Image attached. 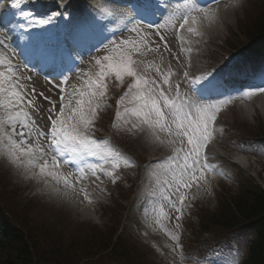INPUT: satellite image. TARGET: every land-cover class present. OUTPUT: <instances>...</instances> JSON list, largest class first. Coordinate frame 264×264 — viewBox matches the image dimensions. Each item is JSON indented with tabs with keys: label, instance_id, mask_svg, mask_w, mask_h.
Returning a JSON list of instances; mask_svg holds the SVG:
<instances>
[{
	"label": "snow or ice",
	"instance_id": "6c2138e0",
	"mask_svg": "<svg viewBox=\"0 0 264 264\" xmlns=\"http://www.w3.org/2000/svg\"><path fill=\"white\" fill-rule=\"evenodd\" d=\"M195 11L203 9L188 10L178 27L182 32L199 36L194 27L197 22L193 15ZM209 15L204 13L205 18ZM35 23L42 26L46 21ZM155 28L159 29V25ZM160 39L164 40V37L161 35ZM127 43L131 46L120 45L118 55L105 56L103 62L96 61L100 67L98 77L94 82L89 81L78 95L75 90L66 93L64 88L60 89V107L57 109L56 103L51 102L44 128L29 112L34 102L22 91L23 86L13 81L10 65L7 66L9 76L0 71V111L3 112L0 115V141L7 146L10 162L42 181L53 195L69 199L82 197L92 203L85 181L102 184V176H107L115 183L114 170L119 167L115 161L113 171L106 172L103 167L106 150L101 148L94 133L100 118V103L107 96L109 78L123 86L128 77L127 91L118 101L114 121L134 118L125 120L130 125L129 131L146 127L160 138L161 143L167 140L173 150L169 163L175 166L163 199L174 209L175 219L179 221L188 193L206 182L207 172L214 170L209 163L208 150L221 109L238 97L250 99L256 94H264V86L231 89L232 73L241 69L229 70L220 79H210L214 72L199 77L190 74V61L183 64L179 72H173L171 68L161 71L137 59L151 50L144 39ZM2 44L4 40L0 39ZM167 46L165 41V48ZM0 67H6L2 61ZM258 75L264 80V69ZM181 81L190 86L186 91L181 90ZM126 100L134 106H124ZM89 158H94L95 162H90ZM65 167H70L71 171L65 172ZM155 211L158 217L171 219L163 206ZM172 239L178 240V237L172 236Z\"/></svg>",
	"mask_w": 264,
	"mask_h": 264
},
{
	"label": "rangeland",
	"instance_id": "374dc122",
	"mask_svg": "<svg viewBox=\"0 0 264 264\" xmlns=\"http://www.w3.org/2000/svg\"><path fill=\"white\" fill-rule=\"evenodd\" d=\"M82 1H86V0H82ZM69 2L77 3V2H80V0H54V2L50 4H52V6L55 7L58 5L59 6L66 5ZM37 3H38L37 5H41L42 7H44L45 5L44 0H37ZM243 6L244 7L246 6V0L243 2L238 1L234 4L235 9L237 10ZM261 6H262V2H259V3H256L255 6L252 5L251 8H249L250 6H247L246 9H248L250 16H256ZM229 7H230L229 5L225 6L227 10L229 9ZM232 9H230V12H232ZM231 21L233 24H235V21L232 17H231ZM232 32L237 33V24L233 26ZM222 33L224 34V36L229 37V35L227 36V33H225V30H223ZM140 35L142 36V38L152 37L151 32L147 30L141 32ZM229 38L230 39L233 38V35H230ZM241 38L244 39L243 32H241ZM225 42H226L225 39H223L222 41H215L213 43L210 42L212 46L209 47L208 49L209 51L203 50L202 55L197 53L199 56V57L196 56L197 58L196 62L198 63V67L203 68V66L205 67V65L206 67H211L209 64L213 62L212 69H214V66L216 64L221 63L223 59L225 58V54L231 53V50L228 48ZM141 49L143 50L142 46H141ZM175 54H178V52L170 53L173 59H170V58L166 59L162 57L161 54H159L158 56L148 55L147 57L145 56L137 57V59L138 60L142 59L146 62V64H151L154 68H160L161 71H166L168 68H171L173 72H179L181 71V66L184 64V62L183 60L179 61V58H177L176 57L177 55ZM206 67L204 69H207ZM99 70L100 68L93 69V72L96 73V78L99 75ZM198 70H199L198 76L203 75L202 71L199 68ZM152 75H155V73L153 72ZM173 78L176 79L175 76H173L172 79ZM128 82L129 80H126L124 82V85L120 86V85H117L116 83L114 84L111 81V79L110 80L108 79L107 92H110V89H111L112 96H114V94L116 95V101H115V105L113 104V108L117 107L118 109L117 99L123 96L125 92L127 91V90L125 91V89L123 88H125ZM184 84L186 83L181 81V86H183ZM183 88L186 89L184 86ZM108 103L109 101L107 102L105 98L100 103V109H104V107H107ZM124 106L128 108H132L134 105L132 103H129L126 100ZM119 107H122V106H119ZM239 108L240 107H238V109H232L231 110L232 112L230 111L231 113L226 114L222 118L221 123H219L216 128V132L218 134V137H217L218 143L222 148L227 149V150L230 149L229 147H231V144H230L229 135L227 136L225 133H223V129L232 128L228 131L230 133V137L232 138H235V133L241 136H245L246 134V132H244V130L240 127L239 123L242 125H249L251 123L253 124L255 129H258V130L264 129V113L261 112L258 114L259 115L258 117L260 118H259V122H257L256 119L258 117L254 118V115H250L249 111L242 110ZM115 110L116 108L113 109V116H114V113L116 112ZM127 119H134V118L125 117V119L116 120V122H113L111 125H109V130L106 132L105 137L110 136L111 139L106 141L105 144L103 145L101 144V148L106 149L107 147L109 149L108 151V154H109L115 150L117 151V144L119 142V144L126 151V153H123L124 158H126L130 162H136L135 165L136 167H139L140 170L152 172L153 167L148 168L149 164H147L148 161H151L154 158L151 156L152 154H154V152H152L151 150L154 149L157 152H160L162 149L166 150V148H170V149L172 148L167 143V140L161 143L160 138H158L157 135L152 130L146 127L139 129V131H129L130 125L125 122V120ZM108 120L109 118L106 117L105 121L101 123V126L106 127L107 126L106 122H108ZM234 130H235V133H233ZM117 133L122 136L129 135L130 137L128 136V138L124 140L118 139V142H117V138H116ZM256 133L257 135L264 134L263 131L262 132L257 131ZM95 137H98V136H95ZM97 140L100 141L99 139ZM100 142L102 143V141ZM246 154L251 155V156L253 155L251 152H248V151H246ZM5 155L8 156L7 146L2 141H0V165H2L3 167H5L4 163H6L4 159ZM256 158H260V157L257 156ZM114 161L115 160H113V162ZM163 162L164 160L162 161V163ZM167 166L168 164L166 165V167ZM249 166H250L249 167L250 175L252 176L254 175L257 183L264 185V164L261 162L252 160L250 161ZM110 167H113V166H110ZM122 167L123 165L122 163H120L119 167L116 168L114 172H118V169ZM5 169L8 170L5 167L2 169V171L4 175L7 176L10 171L8 170L9 171L8 172ZM156 169L158 168L156 167ZM109 170H113V168H109ZM231 171L232 172L230 173L226 172L225 174H223L221 176L223 180L217 184L219 189H224L223 199H227L228 196L230 197L236 194L240 187L238 182H234V183L231 182L230 175L234 172V170L231 169ZM9 176L12 179V181L14 182L18 181L15 178V176H13L12 174H10ZM102 180H103V184L106 185L107 187L108 186L113 187L110 177L102 176ZM213 183H214V180L211 182V184ZM206 184H207V181L202 183L200 187H196L195 189L194 188L192 189V191H194V197L199 201H201L200 199H204L203 203L207 206V208L201 205L202 208L200 207V209H197L198 203L191 205L192 207L190 209V213L192 215L191 221L187 223V231L185 233V238H186L185 247L187 249V252L190 254H193V251L191 249H196V248H204L203 249V252H204V250L208 247L207 245L211 239L221 240L223 237H226L221 233L219 229H216L215 231H213L214 236H211V237L210 235L202 232L201 224H200V222L202 221V218L205 217V215L208 213L209 214L212 212L218 213L217 207H220L223 204L222 200L217 199L215 193H211L208 196H206L207 195ZM16 186L23 188L21 184H18ZM97 186L98 185L94 187H97ZM143 188H141V190L136 189L137 191L134 192L135 194L131 196L130 198L126 196L125 198L127 199L125 198L123 199L120 196L119 200H115L113 203L114 207L116 206L115 205L116 203H119V204L122 203L121 205L123 208L122 209L121 208L111 209L107 213V216H109V218H107L106 222H103L102 217L100 216V213L98 211H96V216H95V217H98L97 221L95 220L84 221V219L80 218L79 216H72L67 207H62L58 203H53V204L49 203L47 200L33 195L31 193L32 191L31 187L30 188L28 187V190L25 191L24 196L28 195L29 198H32L33 196L35 197L33 199L39 201L40 205H48L49 207L53 206L51 208H55L57 212H61L65 214L64 215L65 218H63L61 222L63 224L65 223L70 224L71 230H74L76 226H79V225L83 226V227L78 228V231L75 234H73V231L64 229V226L59 228V230L61 231L59 233H56V236H58L60 240L65 241V246H64L65 249L58 247L56 244L54 246H48L47 249H45L40 255H38L37 259L35 260L33 259V264H40L41 259L48 261V259H50L53 255L58 254L57 251L61 253H65L66 250L67 252H71L76 255L75 256L76 260L74 262H77V263L82 262L81 264H158L157 260L160 261V264H166L164 260L161 262V260L157 256L156 257L154 256L150 248L147 247L148 246L146 245L147 243L146 244L139 243L137 239L139 238L143 240L144 237L147 238L148 241L149 240L156 241L157 243L156 245L160 247L162 251H164L167 257L173 256V259L176 264H183V260L182 258H180V254H179V247H177V244H179L181 240V237L179 236L180 234L179 230H182V227L181 225H179V227L177 228L176 225L180 224L183 221H186L184 214H182L180 216V220L177 221L175 219L177 214L175 213L174 209L170 205H168L165 201H163L161 206L164 207L167 215L171 217L170 220L165 219L163 216L158 217L157 213L153 215L154 211L149 210L151 212L150 215L145 214L143 217H138L139 225H136L135 223H133V220L135 219V214L133 211L134 210L133 203H134V200L138 199V196L139 194H141V191L143 190ZM159 188H162L164 192L165 185ZM157 191L162 192L159 189H157ZM94 195L98 197L99 199H101L102 194H101L99 187L95 188ZM109 203H110V200L100 205L109 206ZM185 203L187 204V199ZM10 205H11V202H8L6 206L8 207ZM24 211L25 210L22 209L20 213H18V220L24 221L25 225L27 226H31V221L26 222L24 220L26 216L25 217L22 216ZM149 211L147 210L145 213H148ZM47 215H51V213L48 211ZM122 218H123V222H124L123 224H124L125 229H124V235L122 237L123 239H122L121 245L124 246V249L128 248L129 251L127 250V253H126V249H125L124 256L121 258L120 255L122 254H119L118 252L115 253L112 250L110 252H102V250L100 249L102 248V246L110 244V242L112 241L114 232L121 228ZM39 222L40 221H38V226H39ZM91 223L96 224V227L93 226ZM91 227H95L96 229L92 233H89L88 235H85L79 231V230L87 231V229ZM37 229L39 230V228ZM132 233H134L137 238H135L132 235ZM29 234L31 237V242L34 245L35 251L39 253L38 244L40 242H39L37 234H31L30 232ZM81 236H83V239L77 240ZM172 236L178 237V240L172 239ZM72 238L81 243H89V244L87 246L77 244L76 247H68V244ZM241 245L242 244H239L237 248L241 247ZM242 252L243 251H241V253ZM0 258H2L1 254H0Z\"/></svg>",
	"mask_w": 264,
	"mask_h": 264
},
{
	"label": "bare ground",
	"instance_id": "6f19581e",
	"mask_svg": "<svg viewBox=\"0 0 264 264\" xmlns=\"http://www.w3.org/2000/svg\"><path fill=\"white\" fill-rule=\"evenodd\" d=\"M111 1V0H110ZM138 2L142 1L143 3H146L147 5H150V7H153V4L155 2H153L152 0H136ZM90 4V5H89ZM115 4V2L111 1L108 5V8H111L113 5ZM17 3L12 0V2H8L7 0H0V15L3 18L4 21H6L7 23H11L14 25L15 30L18 33L13 34V39H15L16 42H18V46L22 48L23 51H26L29 53V59L30 61H33V56H35L36 54L40 55L44 58L45 62L44 63H48L49 65H53V73H57L59 69V66H61V63H67V60L70 58V64H74L75 62L73 61L72 57H67V49L70 48L72 50L75 51H80V49L86 48L89 49L91 47V44H93V37L100 36V32L104 30L105 26L101 25L104 23L103 18H105L106 24L107 22H112L113 20H115V15L111 12H107L106 8H99V7H94L93 3L91 1L86 2V7L84 8V11L87 13L85 17L78 15L77 17L80 18L76 21H74L75 23L78 21H82L83 23L87 24L85 27H80L81 31L79 32V37H76L75 34H69V36H67V38L65 37V35H63L64 39L67 40L68 46L65 45V40H61L60 37H58V35H56L55 37L51 36V39L55 40L57 42V44L55 46H51L47 40L44 39L43 34L44 32L42 30H40L39 28L37 29V31L35 32L34 35L39 36L40 39L39 40H35L37 37H31L28 33L27 30L24 29L25 25L21 24V22H19V19L17 17ZM229 11V10H228ZM210 13L208 18L204 17V13ZM242 14H244V11L242 12ZM248 15V14H247ZM246 15V16H247ZM197 17V22L194 25V27L199 31L200 35L197 36L194 33H188L187 31H180V33L178 34L179 38L177 39L178 41V45L180 46L179 48L177 47L175 49V51L177 52L178 50L180 51L181 54H183V56L181 57L184 58V64L186 62L190 61L191 64V74H194V72L196 71V68H198V63L196 62V53L195 50H197V48H202V46L204 45H212L210 44L217 41V40H222L223 38V33L222 31L224 30V28L226 27V23L224 24L223 20L226 17V10H224V7H212L210 9H204L203 11H201V13L195 15ZM246 16L244 15V17L246 18ZM145 17H148L147 15H145ZM235 18L237 20L241 19V14H238L237 12L235 13ZM89 19V20H88ZM227 20L229 18H226ZM10 21V22H9ZM73 20H64L62 18V22L61 25L64 24H71ZM71 30V29H70ZM93 30H96L93 32ZM61 31V32H60ZM73 31V30H71ZM54 32H58V30L54 31ZM75 32V31H73ZM59 35L62 36V34L64 33L62 30H59ZM77 33V32H75ZM85 40H84V39ZM213 41V42H212ZM95 42V41H94ZM88 45V46H87ZM176 46V45H174ZM51 49V50H49ZM59 51L60 53H64L65 57L62 58L60 60V63L57 65V63L55 62V60L53 59V55L52 52H57ZM169 52H170V48H169ZM169 52L167 53V56L169 55ZM180 61V60H179ZM258 63L254 64L252 67H250V65H246L244 67V69H247L245 72L246 74L244 75V77H246L242 83L243 84H247L248 86H253V87H260L259 86V81L262 79L258 74L259 72L264 69V60L263 59H259L257 60ZM241 72V71H240ZM240 72H235V74L240 73ZM223 73H227V71L223 72ZM242 73V72H241ZM87 74V73H85ZM225 76V75H224ZM223 76V77H224ZM93 74H89L88 78H92ZM215 77H218V75H215ZM242 78V77H240ZM238 82V81H237ZM74 84L71 85L70 88V92L74 91L76 92V94L78 95L79 91L83 90L84 88L80 87L79 85L76 86L75 88ZM67 99V96H66ZM240 107L239 109L242 110H247V111H264V96H261L259 100L256 99H252V100H244L242 105L240 106V104L237 106ZM31 110L29 109V112ZM2 112V111H0ZM1 115V114H0ZM211 148L208 150V154L210 157V160L212 158H216L218 157V155H220V153L223 151L220 149V146L214 142L210 143ZM167 153L168 152H172L173 150L170 148H166ZM152 152H154L153 155H157L159 152H157L156 150L152 149ZM223 156L225 157H231L230 161L231 164L233 165H237V166H245V164L247 163V159L246 156L242 155L241 153L239 155H235V154H227L226 152L223 153ZM155 157V156H153ZM155 159V158H154ZM157 159V158H156ZM164 158L162 157V159H159L160 161H162ZM156 160V161H159ZM209 160V162H210ZM6 164H10L12 165V170L13 173L18 175H21L22 172L20 171L19 167L14 166L10 160L6 161ZM246 167V166H245ZM66 168V167H65ZM64 168L65 172H69L66 169L70 168L67 167L66 169ZM213 173H216L217 170L214 169L212 170ZM29 175V174H27ZM31 177V176H30ZM33 180L32 183V188L35 190V192L37 194L44 195L46 197L47 200L51 201V202H60V203H65L73 213L79 214L82 217H93V208L94 207L92 204H89L87 201L83 200L82 197H76L74 199H69V198H60L57 197L55 195L52 194L51 190L45 186V184L36 179L31 177ZM24 179V178H21ZM85 187H87V184L84 185ZM89 192V191H88ZM90 194V193H89ZM46 216V215H43Z\"/></svg>",
	"mask_w": 264,
	"mask_h": 264
},
{
	"label": "trees",
	"instance_id": "16d2710c",
	"mask_svg": "<svg viewBox=\"0 0 264 264\" xmlns=\"http://www.w3.org/2000/svg\"><path fill=\"white\" fill-rule=\"evenodd\" d=\"M258 19L263 20L259 27L264 30V14ZM243 221L251 222L254 231L257 232L255 240L251 243V256L245 264H264V194L257 189L244 190L237 198L232 199V205L225 209V214H222L215 223L232 231ZM28 256L27 248H22L19 260L24 262Z\"/></svg>",
	"mask_w": 264,
	"mask_h": 264
}]
</instances>
